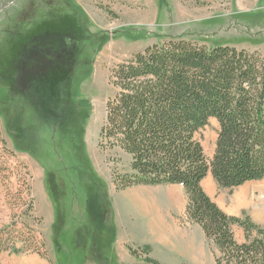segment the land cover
<instances>
[{
  "label": "rangeland",
  "instance_id": "rangeland-1",
  "mask_svg": "<svg viewBox=\"0 0 264 264\" xmlns=\"http://www.w3.org/2000/svg\"><path fill=\"white\" fill-rule=\"evenodd\" d=\"M178 38L264 58V0H0V264H215L218 250L189 220L185 191H119L115 179L129 171L131 159L98 146L107 101L118 93L111 71ZM50 47L69 59L72 98L88 118L83 152L42 114L34 91L23 88L24 54ZM218 131L211 120L198 135L209 160ZM211 177L204 189L219 208L264 230V201L254 198L264 178L225 189L208 183ZM244 187L248 205L239 206ZM168 195L178 204L161 200ZM130 196L147 205H130ZM233 232L247 242L243 228Z\"/></svg>",
  "mask_w": 264,
  "mask_h": 264
},
{
  "label": "trees",
  "instance_id": "trees-1",
  "mask_svg": "<svg viewBox=\"0 0 264 264\" xmlns=\"http://www.w3.org/2000/svg\"><path fill=\"white\" fill-rule=\"evenodd\" d=\"M51 49L29 56V87L42 114L72 138L75 152H83L88 118L72 98L69 59ZM110 74L118 93L107 101L98 146L131 159L116 188L182 187L189 220L218 250L215 264H264V230L245 215L225 213L202 185L210 174L225 189L264 178L262 55L178 38L147 47ZM211 120L219 131L209 160L198 135ZM236 226L244 229L246 243L235 240Z\"/></svg>",
  "mask_w": 264,
  "mask_h": 264
},
{
  "label": "bare ground",
  "instance_id": "bare-ground-1",
  "mask_svg": "<svg viewBox=\"0 0 264 264\" xmlns=\"http://www.w3.org/2000/svg\"><path fill=\"white\" fill-rule=\"evenodd\" d=\"M207 181H208V183H212L213 178L211 177ZM248 188L249 187H244L237 193V195H236L237 202L236 203H238L239 206H247L248 205V200H249V195H248V192H247ZM172 197L173 196H171V195L169 196V198H172ZM254 198H255L256 202L257 201H262V202L264 201V186H263V188H260L259 190L256 191V193L254 195ZM139 199H142V196L141 197L136 196L135 198H132L131 196L129 197V200H131L132 202H135V201H137Z\"/></svg>",
  "mask_w": 264,
  "mask_h": 264
},
{
  "label": "flooded vegetation",
  "instance_id": "flooded-vegetation-1",
  "mask_svg": "<svg viewBox=\"0 0 264 264\" xmlns=\"http://www.w3.org/2000/svg\"><path fill=\"white\" fill-rule=\"evenodd\" d=\"M30 52H39L38 50H34V49H32ZM26 54V53H25ZM25 54H24V58H25V60H24V65H25V67H24V69H23V75H22V80H23V88L24 89H30V87H29V80L32 78L29 74H30V72L27 70V68H26V66L28 65V63H27V60L30 58L29 57V55H28V57H25ZM33 70V69H32ZM32 70H31V72H32ZM28 76H29V78H28Z\"/></svg>",
  "mask_w": 264,
  "mask_h": 264
},
{
  "label": "crops",
  "instance_id": "crops-1",
  "mask_svg": "<svg viewBox=\"0 0 264 264\" xmlns=\"http://www.w3.org/2000/svg\"><path fill=\"white\" fill-rule=\"evenodd\" d=\"M202 185H203V187L205 186L206 187V185H205V181L202 183ZM167 187H173V186H167ZM178 187H180V186H178ZM178 187H174V188H178ZM181 189H183L182 187H180ZM184 190V189H183ZM169 196L170 195H168L166 198H164V199H161L162 201H165V202H171V203H176V204H178V200H177V202H176V200H175V198L174 197H172V198H169ZM137 201H140L141 203H145L146 205H147V201H148V199H144V198H142V199H139V200H137ZM127 202L128 203H130V205L131 204H133V203H135V202H132L131 200H129V198H127ZM175 204V205H176ZM187 208V207H186Z\"/></svg>",
  "mask_w": 264,
  "mask_h": 264
}]
</instances>
